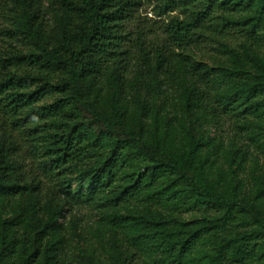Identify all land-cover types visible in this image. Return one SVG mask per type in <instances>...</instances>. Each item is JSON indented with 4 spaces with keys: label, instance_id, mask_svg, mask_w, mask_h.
Segmentation results:
<instances>
[{
    "label": "trees",
    "instance_id": "1",
    "mask_svg": "<svg viewBox=\"0 0 264 264\" xmlns=\"http://www.w3.org/2000/svg\"><path fill=\"white\" fill-rule=\"evenodd\" d=\"M154 2L161 35L143 0H2L24 46L0 58V264H264V174L241 197L245 152L208 128L252 120L264 153V0ZM85 202L113 225L108 261L71 257L63 218Z\"/></svg>",
    "mask_w": 264,
    "mask_h": 264
},
{
    "label": "rangeland",
    "instance_id": "2",
    "mask_svg": "<svg viewBox=\"0 0 264 264\" xmlns=\"http://www.w3.org/2000/svg\"><path fill=\"white\" fill-rule=\"evenodd\" d=\"M46 3V2H45ZM154 0H143L142 5L136 11V23L144 25L151 29L155 34H164L166 24L169 22V16H158L154 10ZM182 10L177 9L173 14L182 16ZM10 27L8 19V11L4 9L2 0H0V58L5 57L11 45L17 48H22L24 45L21 40L10 39L7 31ZM230 40L234 44H238L243 39L241 36L232 34ZM219 43L217 41L202 40L200 46L195 48L194 52L201 61L215 66L218 61H223L222 53L219 51ZM211 136L216 137L218 142L222 143L225 149L232 146L239 147L244 154V160L241 164V169L238 170V182L241 186V197L244 195H253L257 189V177L264 174V153L258 142L253 140L254 123L252 120H245L242 116L239 118H225L220 124H211L208 126ZM28 163L30 161H27ZM224 159L220 160L213 167L214 173L216 167L221 165ZM226 167V165H224ZM105 208L99 207L92 203H80L73 208H68L65 211L63 221L67 224L68 229L73 231L77 227L78 233L74 234L72 247L70 249L71 257L78 256L81 247L94 248L103 260L108 261L109 255L100 246V240L106 242L111 237L113 225L103 219ZM204 211H181V215L187 221H191L196 217H200ZM214 210L208 211V214L213 215ZM88 241V242H87ZM93 245V246H92ZM107 248L109 246L107 245ZM111 264V263H109ZM133 264H152V259L147 255L137 254Z\"/></svg>",
    "mask_w": 264,
    "mask_h": 264
}]
</instances>
